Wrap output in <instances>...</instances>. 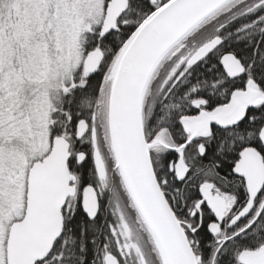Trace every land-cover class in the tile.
Segmentation results:
<instances>
[{"label":"snow or ice","instance_id":"obj_1","mask_svg":"<svg viewBox=\"0 0 264 264\" xmlns=\"http://www.w3.org/2000/svg\"><path fill=\"white\" fill-rule=\"evenodd\" d=\"M0 264H264V0H0Z\"/></svg>","mask_w":264,"mask_h":264}]
</instances>
